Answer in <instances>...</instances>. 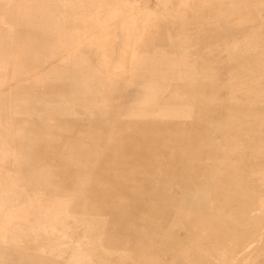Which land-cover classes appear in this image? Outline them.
Returning a JSON list of instances; mask_svg holds the SVG:
<instances>
[{"label":"rangeland","instance_id":"rangeland-1","mask_svg":"<svg viewBox=\"0 0 264 264\" xmlns=\"http://www.w3.org/2000/svg\"><path fill=\"white\" fill-rule=\"evenodd\" d=\"M137 12L130 32L100 35L99 22ZM263 31L264 0H0V175H19L21 185L19 200L3 202L5 218L19 223H3L0 258L11 253L19 264H140L117 243L119 231H126L123 220L96 210L90 197L116 186L108 172L125 170L112 168L111 157L120 153L110 145L122 140L120 125L135 105L141 115H166L189 131L178 155L191 150L197 131L212 145L224 142L210 126L214 120L236 133L238 148L231 157L234 174L224 167L210 180L202 167L193 168L208 186L204 211L181 213L176 182L160 185L167 220L159 211L157 221L170 233L156 237L144 264H264V214L254 210L264 204ZM95 33L90 52L72 49ZM127 36L134 52L123 64L115 52ZM147 73L151 80L143 77ZM181 77H188L185 89ZM143 97L150 103L136 104ZM83 122L92 124L80 132L89 141L66 143L61 135L70 123ZM37 141L59 143L56 154H47L56 160L43 153L35 160L30 149ZM135 148L134 156L143 151ZM139 158L150 163L149 155ZM2 187L12 192L9 183Z\"/></svg>","mask_w":264,"mask_h":264},{"label":"bare ground","instance_id":"bare-ground-1","mask_svg":"<svg viewBox=\"0 0 264 264\" xmlns=\"http://www.w3.org/2000/svg\"><path fill=\"white\" fill-rule=\"evenodd\" d=\"M139 19V12H137L133 16L128 17L107 18L98 23V29L101 31L100 35H108L109 33H116L122 30L130 32L132 27H136L138 25ZM97 34L98 33L90 34L89 36L83 37V39L79 43L72 46V49L76 50L79 47H82L84 50H89L91 48V42L97 39ZM132 44L133 41L131 39H128L127 36L123 44H121L120 46L114 45V47H117L115 53H117L119 60L123 64L130 62L133 57L134 49ZM122 46L123 50L120 49ZM93 49L95 48L93 47ZM88 52H90V50ZM93 52L91 51V53ZM143 77L151 80V73L144 74ZM181 82L183 84L182 87L185 89L188 82V77H181ZM168 100L170 101L169 98ZM68 102L70 103V100ZM149 103L150 100L147 97L138 98L136 102V104ZM67 107L69 106H63V108L66 109ZM135 110V105L133 107H130L123 119V122L120 125L122 128V140L115 143L114 145H110L113 150H116L120 153L111 157L114 162L112 164V168L114 167L115 169L125 170L117 171L112 169L113 171L111 172L107 171L111 176L108 181L115 184L116 186L111 188L110 190L101 189L100 191L103 190L104 192L92 194L90 197L94 202H91L92 205L98 208L96 210L103 212L110 219L123 220L122 224L124 222L126 231H119L117 243L125 246L131 254L135 255V258L140 264H144V258H149V250L155 244L156 237H158V235H165L170 233L169 228L161 226L157 221V214L159 213V211L163 212L165 221L167 220L165 212V197L161 192L162 188L160 187V185L165 184V182H167L168 180L176 182L181 192L180 199L182 203L179 206L180 210L182 211L181 213L185 215H192L196 212L204 211L206 210L205 198L207 196L208 186L200 179L198 175L193 173V168L202 167L203 173L207 175L210 180L214 179L220 173V171L223 170L224 167L228 168L230 174H234L236 173L235 170L238 168V166L232 162L231 157L234 153L237 152L238 148L237 142L235 140L236 133L229 129L223 121L214 120L210 122V126H212L214 132L220 133L221 136L225 138L224 142L216 141V144L212 145L213 142L208 136H206L205 132L197 131L193 135V138L191 140V150H188L184 154V156L178 155L176 154V152L178 151L177 153H179V143H187V140H185V136L188 135L189 131L182 128L178 129V125H176V123H172L169 117L166 115L155 114L151 112L147 115H141ZM73 111L74 110L72 108L69 113L70 116L73 115ZM146 120L148 121L147 123L143 122ZM257 120L262 124V117H258ZM91 125L92 124H86L84 122L83 124L70 123L71 127H69L68 130L64 131L61 136L63 138H66L65 141L69 145L81 146L82 144H85V142L89 141V138L81 135L80 132H86L88 130V127H90ZM143 127L146 128V133L143 130ZM143 137L144 139H142ZM118 138H121V136H119ZM169 142H171L172 144L168 145ZM34 144L35 146L30 150L32 154H35V160L37 158H40L37 156V154L40 155V153L46 154V157L48 156V153L56 154L60 145L59 143H51L44 147L42 142L38 141ZM141 145L143 146V151L140 154L138 153L137 156H134L136 150L135 147L138 146L140 148ZM212 146H214V148H212ZM255 152H258V150H256ZM141 155H149L150 163H148V161H145L144 158L136 159ZM50 157L52 158V160L55 159V155H51ZM50 157L47 158L49 159ZM180 158L182 159L181 163L178 162V159ZM143 165H146V170L144 171V173H137L135 170ZM123 173L133 175L138 174V176H141L142 179L122 180L119 177H116V175L120 176V174ZM171 173H174L173 178L168 177ZM56 181H59V179H57ZM71 181L69 180L68 182ZM131 183H139L143 186H124V184ZM63 184L66 186L65 182ZM152 200H154L153 204L150 203ZM254 210L255 214L261 217V215L264 214V204L260 202L257 207H254ZM111 226L112 225H110V227ZM8 254L10 255V257L5 259L0 258V264H19L18 257L16 255H13L11 253ZM32 254L35 256H39L36 255L37 252H33ZM153 261L155 260L153 259ZM153 261L151 262L153 263ZM23 264H27L26 261L23 262Z\"/></svg>","mask_w":264,"mask_h":264},{"label":"crops","instance_id":"crops-1","mask_svg":"<svg viewBox=\"0 0 264 264\" xmlns=\"http://www.w3.org/2000/svg\"><path fill=\"white\" fill-rule=\"evenodd\" d=\"M1 126V125H0ZM7 148V151L10 155H14L16 157V159L18 161H20V156H19V150L17 148H13L11 145H9V148L8 146H6ZM19 180H20V176L19 175H13L11 177V173L7 170L6 172H4L3 175H0V197H1V200H0V235L3 233V230H4V227L2 226L3 223L7 222V223H10V224H13V223H19V221L15 220L14 221H9L8 219L5 218V215L3 213V202L5 201V198L7 200H19L17 197L19 196V194L16 195V192H19L20 190V183H19ZM7 184L9 183L11 185V191L9 193V190H7V188H4L2 187L3 184ZM18 218V217H17ZM7 220V221H6ZM33 222V221H32ZM26 223H29V222H26ZM8 229V232L7 233H13V227H7ZM1 251V250H0Z\"/></svg>","mask_w":264,"mask_h":264}]
</instances>
